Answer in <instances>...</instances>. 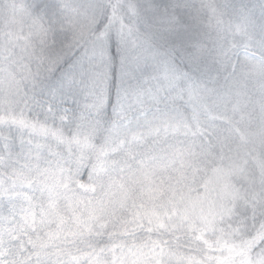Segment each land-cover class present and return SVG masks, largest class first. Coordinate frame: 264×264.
<instances>
[{
	"label": "trees",
	"instance_id": "16d2710c",
	"mask_svg": "<svg viewBox=\"0 0 264 264\" xmlns=\"http://www.w3.org/2000/svg\"><path fill=\"white\" fill-rule=\"evenodd\" d=\"M69 1L72 0H0V75L16 79L26 96L39 103L77 115L94 111L86 99L85 86L80 83V66L98 61L93 55L88 59L84 50L89 55L91 48L106 43L107 47L113 46L115 54L125 42L122 37L116 39L118 28L124 27L127 34L135 25L129 21L127 26L126 19L114 24L116 21L108 14L121 10L119 0H104L102 18L83 38L81 9L69 8ZM164 5L165 15L157 18L158 23L144 19L138 26L140 34H149L151 46L142 45L146 58L137 62L139 69L132 68L122 85V94L126 95L124 116H137L129 129L140 123L124 143L122 165L128 172L134 164L142 169L145 163L170 159L173 169H158L153 179L158 187L174 191L187 185L191 191L197 190L200 181L210 174L222 179L226 175L241 187L264 189V147L252 146L249 140L254 139L249 128L264 124V0L159 3L161 9ZM15 10L16 17L11 13ZM29 32H40L39 38L30 40ZM8 33L15 35L13 44L8 43ZM134 38L129 39L139 47V40ZM173 45L185 49L187 55L177 53L174 75L166 80L157 64ZM198 89L203 90L197 92ZM113 92L115 95V88ZM114 106L109 105L102 113L112 118ZM168 118L172 120V130L166 134L161 120ZM154 127L159 128L161 135L151 132ZM17 134L9 126L1 131L0 169L6 173L14 159L23 164L32 150L29 142H21ZM2 179L7 187H0V218L11 210L1 197L10 181ZM141 185L126 186L130 189ZM234 222L230 226H235L223 233L186 225L175 231H157L145 224L130 231L121 223L113 227V235L102 241L97 240L99 236L90 235L84 247L83 242L71 247L72 256L60 257L58 261L137 264L139 253L151 250L163 258L162 262L157 258L151 264H180L182 260H192L194 264H249V258L254 260L259 252L257 246L264 247V206L258 214L247 209ZM124 233L127 235L123 238ZM10 243L0 245V260L21 264L14 258L19 248L8 250ZM112 247L119 251H113V256ZM130 248L133 253L124 252ZM52 253L49 250L40 257L29 253L32 257L26 255L23 259L25 264H35L36 258L41 264H56Z\"/></svg>",
	"mask_w": 264,
	"mask_h": 264
},
{
	"label": "rangeland",
	"instance_id": "374dc122",
	"mask_svg": "<svg viewBox=\"0 0 264 264\" xmlns=\"http://www.w3.org/2000/svg\"><path fill=\"white\" fill-rule=\"evenodd\" d=\"M72 1H69V8L81 9L79 18L84 25L81 26V30L82 32L85 31L82 37L86 38L90 30L97 24V20L102 18L104 14L102 13L104 0ZM164 1L166 0H119L117 4L121 6V10L115 9V12L113 10L111 14H108L111 19L116 21L114 24L121 23L126 19L127 26L129 21L132 26L135 25L134 30L129 29L127 34L123 29L124 27L118 28V32L115 34L118 36H115L118 41L121 37L124 39L123 47L133 69L136 68L135 66L137 62L141 61V58H146L145 49H141L142 45L151 46L147 36L149 34L145 36L140 34L138 26L142 25L144 19L156 20L158 23L157 18L163 17L165 15L164 9L167 8L165 5L162 9L159 7V3L162 4ZM154 2L157 4L154 5ZM11 13L16 17L14 14L18 12L15 10ZM138 21L139 24H137ZM148 31L150 32V29ZM39 35L40 32L37 35L29 32L28 38L30 40L38 39ZM134 36L140 42L139 47L135 46V41L129 39L130 37L133 39ZM138 36L143 39L138 38ZM14 37L8 33L9 44L14 43ZM106 49V43L105 45L99 43L97 47L91 48L89 55L87 49L84 52L88 59L93 55L99 62V59L105 57ZM137 57L140 58L139 61L136 60ZM202 90L198 89L197 92ZM125 101V99H117L112 118L105 116L104 113L97 114L95 110L86 114L74 115L68 109L45 106L26 96L23 87L16 79L6 76V74L0 75V114L3 115L2 118L0 117V136L2 128L9 126L18 133L17 136L21 142H29L28 145L34 150L33 138L31 137L33 125L37 128L41 125L47 126L49 129L53 127L62 128L59 142L66 147L70 146L77 153L83 155L85 163H87L88 154H91L92 162L95 165L93 169L96 178L95 184H90L85 189H78L80 195L74 197L71 202L72 207H79V213L75 216L65 217L64 223L53 224L52 231L41 232L39 235L32 231L35 217L31 214L26 217L22 212V209H27L26 200L29 195H38V193H31L26 184L21 186L22 178L19 169L24 163L14 159V163L12 161L13 168L9 169V173L2 171V168L0 169V187L3 188L5 185V180L2 178L10 181L9 187L5 188L6 190L1 197H4L11 206L8 214L6 213L5 217L0 218V245L12 242L7 248L8 250L13 249L14 251L15 248H19L16 249L14 258L19 260L21 264H25L23 258L26 255L29 256V253L40 257L42 254H47L49 250L54 252L52 259L58 264L60 257L72 256V252H69L71 247H78L81 242H83L84 247L90 235L91 237L99 236L101 239L98 238L97 240L102 241L103 238L113 235V227L121 223L130 231L138 230L139 226L145 224V226L155 228L157 231H175L186 225V228L200 226L217 231V233H223L226 228H233L235 225L230 226V224L235 223L234 218L243 214L247 209L258 214L260 208L264 206V189L256 190L253 187H241L226 175L222 179L219 175L215 177L210 174L200 181L197 190L192 191L189 185L175 191L164 189L162 186L158 187L153 179L156 171L162 170L164 167L167 171L173 169V163L167 158L158 164L154 162L145 163L142 169H137L138 166L134 164L130 168L131 171L127 172L122 165L124 155L121 153L124 152L126 146L124 143L131 136L129 132L137 128L140 123L138 122L129 129L137 116L130 119L125 118ZM201 108L202 112L205 113L206 109ZM208 114L210 115V113ZM159 119L160 117L154 118V122ZM161 121L166 129V134H169L172 130V120L168 118ZM146 124L148 123L142 125ZM249 130L254 135V139H249L252 140L251 145L264 147V124H256ZM151 132L161 135L158 127H154ZM36 138L42 139L41 137ZM135 142L137 143V140ZM0 161H3L1 156ZM131 183L142 185L137 188L128 186L130 188L128 189L126 185ZM101 189H103V193L112 196L111 201L107 198L104 201L112 210V214L102 219L90 218L88 210L92 204L98 202L97 198L103 195ZM259 204H261L260 207ZM115 219H118L116 223ZM186 220H190V223H186ZM35 222L39 223L38 221ZM30 232L31 236L29 235ZM126 235L127 233H124L123 238ZM54 249L56 250L54 251ZM131 249L124 252L133 253L134 250ZM110 250H112V256L113 251L119 252L113 247ZM157 254L160 253L151 250L141 251L138 258L140 261L137 264H151L152 260L157 258L162 262L163 258H159ZM30 257L32 256L30 255ZM37 261L39 258H36ZM61 264H72V261L61 262ZM180 264H194V262L182 260Z\"/></svg>",
	"mask_w": 264,
	"mask_h": 264
},
{
	"label": "snow or ice",
	"instance_id": "6c2138e0",
	"mask_svg": "<svg viewBox=\"0 0 264 264\" xmlns=\"http://www.w3.org/2000/svg\"><path fill=\"white\" fill-rule=\"evenodd\" d=\"M261 47H264V41L261 42ZM178 52L187 55L185 49L179 45H173L157 64L158 70L166 80L174 75V58ZM139 59V57L136 58L137 61ZM136 67L139 69V63ZM131 70L132 65L129 64L125 48L118 46L114 54L111 44L106 49L105 57L98 63L90 61L86 65L81 64L80 83L85 86L86 99L97 114L106 112L109 105L116 104L117 99L126 98V95H122V85L131 74ZM62 131V128L49 129L44 125L37 128L33 125L31 137L34 150H30L29 157L19 169L22 178L21 186L26 184L31 193H38V195H29L26 200L27 209H22L26 217L28 214L35 217L32 231L37 235L52 231V225L64 223L65 217L77 215L80 209L72 207L71 202L74 197L80 195L78 189H85L96 182L93 172L95 165L91 154H88L87 163H85L83 155L59 142ZM101 191L103 193V189ZM106 198L111 201L112 196L103 193L100 198H97L98 202L90 206L88 210L90 218L102 219L112 214V210L104 202ZM29 235L31 236V232ZM261 245H264V239L261 240ZM257 247L259 252L256 259L253 260L250 257L249 264H264V247L260 245ZM0 264H7V262L0 260ZM36 264L41 262L37 261Z\"/></svg>",
	"mask_w": 264,
	"mask_h": 264
}]
</instances>
